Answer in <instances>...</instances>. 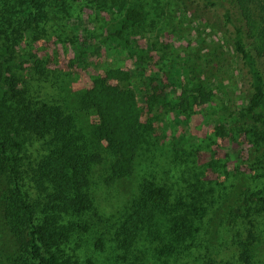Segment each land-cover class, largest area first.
Segmentation results:
<instances>
[{
  "label": "rangeland",
  "instance_id": "374dc122",
  "mask_svg": "<svg viewBox=\"0 0 264 264\" xmlns=\"http://www.w3.org/2000/svg\"><path fill=\"white\" fill-rule=\"evenodd\" d=\"M57 1L60 5L52 4L47 21L17 38L15 58L28 68L23 88L34 99L75 111V94L89 88L93 78L112 67H137L142 74L126 84L137 91L143 118L152 120L131 175L106 185V164L93 168L94 232L74 241L80 243V256L97 254L91 244L102 232L111 237L147 179L168 186L173 197L205 184L211 188L207 196L212 202L201 230L176 264H264V215L243 216L231 209L240 194L264 188V177L254 155L263 144L262 133L254 131L256 126L237 125L253 92L249 67L237 51L222 7L229 1L130 0L141 3L145 21L134 35L127 37L125 32L115 39L111 33L128 5L125 0ZM37 59L43 72L34 71ZM258 65L263 71L259 59ZM189 75L206 78L213 95L190 113H182L176 103ZM159 94L169 105L157 108L155 101L156 108H149L147 100ZM78 114L80 125L97 122L93 113ZM46 148L44 139H32L24 156L36 160ZM7 187L0 173V264H11L16 250L1 213ZM109 249L107 256H115L114 247ZM245 252L250 263L241 258ZM147 264H154L150 256Z\"/></svg>",
  "mask_w": 264,
  "mask_h": 264
},
{
  "label": "trees",
  "instance_id": "16d2710c",
  "mask_svg": "<svg viewBox=\"0 0 264 264\" xmlns=\"http://www.w3.org/2000/svg\"><path fill=\"white\" fill-rule=\"evenodd\" d=\"M125 1L128 5L111 33L114 39L125 32L127 37L134 35L146 18L141 3ZM228 1L222 4L226 22L249 67L253 92L237 125L256 126L254 131L262 133L263 144L254 155L264 177V70L258 68V59L264 66V0ZM53 3L60 5L57 0H0V173L8 182L1 213L16 245L10 263L147 264L150 256L154 264H176L193 246L208 213L212 200L206 184L173 197L168 186L144 180L131 211L117 222L111 237L102 232L91 244L97 254L80 256V243L74 241L94 232L93 168L106 164V185L131 175L152 120L143 118L137 91L126 84L142 74L137 67H112L93 78L89 88L75 94V111L27 93L23 86L28 68L14 54L17 38L47 21ZM33 62L34 71L43 72L42 62ZM137 62L144 66L143 60ZM188 79L176 103L182 113H190L213 95L206 78ZM152 97L146 102L149 108L155 109L156 102L157 108L169 105L164 94ZM78 113H93L97 122L80 125ZM36 138L44 139L47 148L32 160L24 155L27 143ZM239 198L233 211L264 215V188ZM109 245L115 256H107ZM241 258L250 263L247 252Z\"/></svg>",
  "mask_w": 264,
  "mask_h": 264
}]
</instances>
